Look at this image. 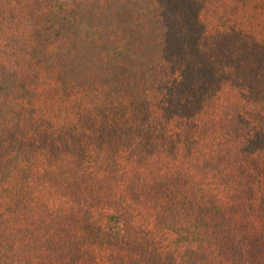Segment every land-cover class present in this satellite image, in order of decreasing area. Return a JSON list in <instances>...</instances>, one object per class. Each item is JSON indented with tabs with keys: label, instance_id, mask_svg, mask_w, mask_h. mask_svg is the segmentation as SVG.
Masks as SVG:
<instances>
[{
	"label": "trees",
	"instance_id": "1",
	"mask_svg": "<svg viewBox=\"0 0 264 264\" xmlns=\"http://www.w3.org/2000/svg\"><path fill=\"white\" fill-rule=\"evenodd\" d=\"M0 264H264V0H0Z\"/></svg>",
	"mask_w": 264,
	"mask_h": 264
},
{
	"label": "rangeland",
	"instance_id": "2",
	"mask_svg": "<svg viewBox=\"0 0 264 264\" xmlns=\"http://www.w3.org/2000/svg\"><path fill=\"white\" fill-rule=\"evenodd\" d=\"M119 224V223H118Z\"/></svg>",
	"mask_w": 264,
	"mask_h": 264
}]
</instances>
